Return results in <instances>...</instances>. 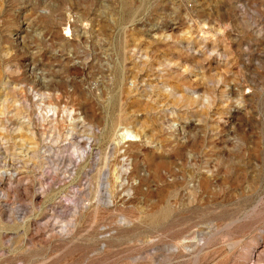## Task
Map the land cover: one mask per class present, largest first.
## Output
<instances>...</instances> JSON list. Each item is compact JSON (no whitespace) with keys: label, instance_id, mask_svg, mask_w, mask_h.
Wrapping results in <instances>:
<instances>
[{"label":"rangeland","instance_id":"obj_1","mask_svg":"<svg viewBox=\"0 0 264 264\" xmlns=\"http://www.w3.org/2000/svg\"><path fill=\"white\" fill-rule=\"evenodd\" d=\"M0 264H264V0H0Z\"/></svg>","mask_w":264,"mask_h":264},{"label":"bare ground","instance_id":"obj_2","mask_svg":"<svg viewBox=\"0 0 264 264\" xmlns=\"http://www.w3.org/2000/svg\"><path fill=\"white\" fill-rule=\"evenodd\" d=\"M123 135V134H122ZM125 137H126V135L125 136H123V139H125ZM126 142H133V140H129V139H127V140H125Z\"/></svg>","mask_w":264,"mask_h":264}]
</instances>
